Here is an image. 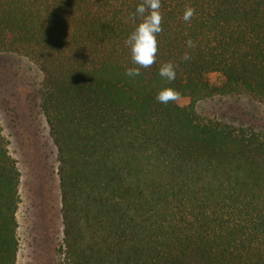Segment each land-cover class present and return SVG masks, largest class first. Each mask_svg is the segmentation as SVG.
Returning a JSON list of instances; mask_svg holds the SVG:
<instances>
[{
	"label": "trees",
	"instance_id": "1",
	"mask_svg": "<svg viewBox=\"0 0 264 264\" xmlns=\"http://www.w3.org/2000/svg\"><path fill=\"white\" fill-rule=\"evenodd\" d=\"M141 2L0 0V57L41 75L61 264H264V131L196 111L213 98L264 105V0H161L156 62L130 79ZM163 88L179 98L158 103ZM20 186L0 121V264H17Z\"/></svg>",
	"mask_w": 264,
	"mask_h": 264
},
{
	"label": "rangeland",
	"instance_id": "2",
	"mask_svg": "<svg viewBox=\"0 0 264 264\" xmlns=\"http://www.w3.org/2000/svg\"><path fill=\"white\" fill-rule=\"evenodd\" d=\"M40 79L26 59L0 57V121L21 171L17 264H61L62 258L55 148L37 108ZM196 111L201 118L264 131V105L245 97L207 99Z\"/></svg>",
	"mask_w": 264,
	"mask_h": 264
},
{
	"label": "clouds",
	"instance_id": "3",
	"mask_svg": "<svg viewBox=\"0 0 264 264\" xmlns=\"http://www.w3.org/2000/svg\"><path fill=\"white\" fill-rule=\"evenodd\" d=\"M161 0H142L137 4L135 12L129 15V20L135 25L133 30L128 34L124 44L128 47L131 62L134 65L125 70L124 75L134 79L141 75V69H147L156 62L158 51L157 37L162 31L161 22L162 14L160 12ZM194 14V9L189 7L183 14V20L189 21ZM139 19V23H137ZM187 45L192 47V41H187ZM183 59L189 57L185 54ZM158 76L171 82L176 78V71L171 62L162 64L158 70ZM179 93L172 88L161 89L155 99L158 103L168 104L179 98Z\"/></svg>",
	"mask_w": 264,
	"mask_h": 264
}]
</instances>
